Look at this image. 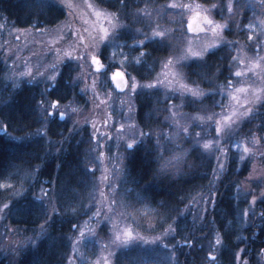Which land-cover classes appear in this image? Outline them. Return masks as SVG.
I'll list each match as a JSON object with an SVG mask.
<instances>
[{
    "label": "rangeland",
    "instance_id": "rangeland-1",
    "mask_svg": "<svg viewBox=\"0 0 264 264\" xmlns=\"http://www.w3.org/2000/svg\"><path fill=\"white\" fill-rule=\"evenodd\" d=\"M71 2L78 7L68 9L60 3V0H56V3L64 7L67 11L66 17L59 22L56 26L47 27L42 29L37 28H20L8 23L3 17L0 16V52L4 53V59L7 64V71L4 78L13 83H18L26 80H31L29 76H20V73L31 69L33 75L36 71L50 72L52 65H56V71H60L61 65L64 61H71L74 68V82L78 83L81 91L84 94V104L79 105L77 103H69L67 105L59 106L60 110L67 113V119L70 121L74 132L80 130H87L89 132L88 142H86V166L90 169L92 187L89 194L91 202L87 204V208L90 211L86 212V216L78 222L80 229L84 230L85 238L81 245L77 246V251L73 252V239L78 235L77 230L71 235V251L68 256L67 264L70 261L73 264H96L97 260L100 264H104V257L107 255V251L104 245H109V250L115 252V255L111 257L112 264H116V256L119 251L125 249L123 247L117 249L111 245L113 237L112 220L119 223L120 227L125 225L131 226L136 232H139L141 236L148 238L149 243L142 241H136L133 245H129L127 248H137L144 250L147 248L149 253L155 255L160 254V258L153 257L155 261L161 264H177L179 253L175 249L173 255L172 236L175 233L169 234L162 241H156L151 243V240L155 237L161 236L164 228H158L157 223L154 221L155 215L148 209L142 208V206L133 208L131 200L125 196L120 189L121 181L123 177L125 156H126V144L132 139H136L138 142L145 139V135L141 137L140 132L145 133V130L140 126L137 120V104L136 94L130 92L127 88L123 92H119L112 83L111 76L115 69L121 68L125 70L129 75V83H131V77H135L136 82L141 87L136 89L139 91H154L160 93L163 100L167 101L161 108L165 109V128L159 130L158 139L160 140L161 148L160 154L166 158L172 157L174 154L183 153L184 143L191 139V141L199 144L203 148V142L212 140L213 145L209 149H204L210 154L221 156L219 150L220 145H223L227 149H234L240 155H245L244 160H250L252 162V170L249 174L250 179L261 180L264 175V164L262 162L264 153V137L258 133H254L256 137L260 138L258 144H253L251 138L246 137L243 134L242 126L249 117H243L237 121L231 128L225 129V133H217L215 130V122L220 119L222 112L227 114L231 109L240 108V104H243L245 96L251 98L252 92L237 94L240 99V104L232 100L228 94L226 85L229 81L233 84V90L236 87L252 85V88H264V25L261 21L264 20V10L259 6L253 8L254 4L258 5V0H234V4L239 6V15H231L226 8L228 0H165L159 2V0H136V10L130 12L127 18L124 15V10H112L106 6L99 4L96 0H71ZM87 3H91L97 10H103L108 14H115L119 17L121 24L127 26V30H121L119 40L126 42L124 52L129 54V62L135 64L132 57L136 56L133 50L141 51L142 46L134 45L133 39H143L141 34H148L151 36L152 30L159 26L160 30L169 32L171 39L167 41L170 46V54L165 57L162 62L170 57H179L183 54L187 47L186 41L191 40L193 50H199L201 47L210 44L214 41L215 37L211 32L188 31V22L195 17V7L192 11L187 8H173V4H191L193 6L200 5L201 9H209V15L213 20L218 23H226L228 27L223 31V37L226 41L231 42L229 44H218L214 48H209L208 53L222 46H227L232 51V76L228 78V81L218 87L217 92L215 90H205L199 85L193 84L188 80L186 67L187 64L193 60L201 58L192 57L189 60H182L177 66L183 74V82L189 87L204 90L205 95L211 92L217 93V99H215V108L204 107L199 111L188 112L183 107V102L186 99H201L202 97H192L190 93L181 94L175 89L178 85L168 87L166 84L157 85L156 88L142 90L143 85L154 83L157 74L161 72V65L157 73L149 80L139 79L133 72L135 66H129L128 62H122L123 58L117 55L114 59H109L112 56L114 49L112 47H105L108 43L100 45L103 52L101 61L105 65L104 69L100 70V73L93 75L96 72L95 66L89 67L90 61L84 65L83 71L86 75H81L82 69L79 64L72 59V57H63L60 61L57 60V49L60 50L62 55L65 51H72L76 46L78 40L77 33L88 37L91 41L92 37H95L96 30L94 25L97 23V17L94 15L92 9L86 7ZM235 10V9H234ZM149 13L150 15H146ZM131 17V18H130ZM88 21V23H85ZM99 24L108 26V21L100 19ZM253 24L254 27L249 29L248 25ZM202 26L201 19L198 17V27ZM85 29H88L86 32ZM137 30H140L138 33ZM252 39H249V36ZM151 42L148 40L145 45ZM83 51V48H80ZM139 55V53H138ZM204 58V57H203ZM244 63L241 64L240 61ZM259 62L260 67H253V62ZM251 69V71H249ZM239 70L245 74L240 77L235 76V72ZM12 77H15L13 79ZM171 79V77H169ZM38 82L44 84L45 88L49 86L41 77L35 79ZM93 80L96 82L95 88L92 87ZM113 86V88L111 86ZM262 103H258L254 106L256 112ZM245 107H248L245 105ZM78 109L73 112L72 109ZM131 108V111H130ZM175 112V118L172 117V113ZM208 116H213L212 120H208ZM199 117H205L201 120ZM93 125L95 127H93ZM121 125L124 127L122 128ZM183 127L188 128V132H184ZM179 131V136L175 134ZM95 132V136L93 133ZM199 133V136H197ZM224 137L223 139L221 137ZM199 141V143H198ZM219 141V144L215 143ZM247 143V146L253 149V152L244 154L243 147ZM239 144L240 147L235 145ZM103 152L104 158L101 162L99 153ZM176 162V168L180 170L182 166V157ZM121 157L123 162L121 163ZM243 160V161H244ZM225 161V165H226ZM105 168L108 169L106 175L108 181L101 183L102 174H105ZM218 168V166H217ZM174 170L175 169H169ZM223 172V171H222ZM112 186H115L117 204L111 205ZM101 191L105 194L103 197L100 195ZM215 192L212 189L207 194L199 195L196 197L188 210L191 212L193 218L198 219L199 222L204 219H208L207 223L211 221L209 211L212 204L205 205L202 202V197H207L210 193ZM128 194V193H127ZM123 201V203H121ZM109 205L112 206L114 212H109ZM100 208L101 217L99 219L89 220V216ZM207 208V211H205ZM116 213H119L118 215ZM104 215H108L112 220L103 219ZM206 222V221H205ZM9 225L6 220H0V235L7 236L9 244L12 246L21 245L20 242L25 240L22 237L20 231L16 233H8L5 225ZM211 223L208 225L210 226ZM12 228H17L9 225ZM168 225L166 226V228ZM212 227V226H211ZM165 228V229H166ZM92 229L95 233L93 235L88 230ZM217 230L212 229L210 239L208 241V253L204 264H212L209 252L213 255L219 253V249L213 252L210 247L214 241ZM7 233V234H6ZM204 236H206L204 234ZM178 244V243H177ZM180 245L182 243H179ZM165 245H168L166 247ZM177 246V245H176ZM147 252V251H146ZM241 252V251H240ZM147 254V253H146ZM243 254V253H242ZM238 260V264H243L241 255ZM216 263V262H215Z\"/></svg>",
    "mask_w": 264,
    "mask_h": 264
},
{
    "label": "trees",
    "instance_id": "trees-1",
    "mask_svg": "<svg viewBox=\"0 0 264 264\" xmlns=\"http://www.w3.org/2000/svg\"><path fill=\"white\" fill-rule=\"evenodd\" d=\"M98 1L112 10L123 9L126 18L127 15L129 17V10L134 12L137 8L136 0H124L123 5L120 0ZM164 1L159 0L161 3ZM33 3L34 0H1L0 10L21 24L33 19L45 24H56L66 16L65 9L59 4L41 12L32 6ZM142 50L150 52L151 55L146 57V62L136 64L133 72L139 79L149 80L159 70L162 60L170 54V46L167 43L156 44L151 41L142 47ZM133 51L136 56L141 52ZM232 57L230 48L222 46L209 52L203 59L189 62L186 67L188 80L205 90L217 92L218 87L232 76ZM13 87L14 85L3 77L0 66V123L9 124L7 131L14 136H25L38 126V116L36 117V113L31 111L36 107L33 98L35 95L30 93V85L24 83L18 86L22 90L15 99L6 102L13 104V107L1 106L4 95L2 89ZM138 93L136 116L140 126L145 130L146 137L138 142L134 149H127L125 171L121 181L123 192L131 195L133 208L140 206L145 208L144 202L138 200V194L147 188L150 203L145 209L155 215L154 221L158 228L165 229L174 219L183 217L177 232L172 236L173 243L177 245L176 251L179 253L177 264H204L213 228L222 234L228 233L223 237V245L216 255L215 264H238L240 253H243L241 259L246 260L248 264H264V254H261V250L264 249V217L260 216L264 211V203L259 199L261 190H264V175L261 180L250 179L252 162L241 161L236 150L228 149L225 168L219 180H214L213 170L217 169V158L191 139L184 143L185 151L180 170L178 172L168 170L164 175L159 174L160 165L154 161V158L158 151L160 153L157 147L159 130L166 126L165 109L161 106L167 101L163 100L160 93L154 91ZM215 99L217 93L213 95L211 92L201 99H186L183 107L188 112L199 111L204 107L214 109ZM242 131L246 137L254 133L264 137V103L258 108L254 117L246 120ZM51 132L53 135L57 134L54 129ZM9 141L10 137L0 133V185H9V187L0 186V208L5 203L11 207L20 200L21 197L16 193L22 189L25 190L24 196L35 199L32 194L38 193L40 185L35 184L32 173L37 166H43L40 180L57 181V189L62 192L57 205L61 216L49 229L50 236L55 239H45L38 247L12 246L7 236L1 234L0 264H9L13 257L20 264H67L71 251V235L75 232L72 225H77L86 216V206L91 202L89 194L92 179L87 175L91 172L85 164L84 146L75 150L69 148L61 155L49 157L47 154L52 151H48L45 139H36L35 142L33 140L14 142L17 145L22 144V147H14ZM262 162L264 164V155ZM133 180L137 182L133 183ZM46 185L49 184L45 183L44 186ZM212 189H215L216 193V207L212 206L209 211L211 221L207 223L208 219H204L199 222L198 219L193 218L188 208L196 197L207 194ZM82 195L85 204L77 206ZM253 195L258 197L257 203L249 210L248 217L242 219V211L249 208ZM21 202L23 203L22 200ZM72 208H76L77 212L74 213ZM35 215H40L38 210ZM31 219H35V216L25 217L17 213L8 215L6 221L9 225L20 229L22 237L26 239L35 235L31 229L38 227L42 222L41 220H36L35 223L28 222ZM226 221H232V226L226 227ZM210 223L211 225L208 226ZM25 227L28 231H23ZM185 237L194 238L192 247L178 243ZM18 247H22L23 250L17 256L15 249ZM144 249L145 251L133 248V252H128L129 256L122 257H127V262L121 263L119 260L117 264H140L141 259L146 264H161L153 259V257L160 258V254L152 255L147 248Z\"/></svg>",
    "mask_w": 264,
    "mask_h": 264
},
{
    "label": "snow or ice",
    "instance_id": "snow-or-ice-1",
    "mask_svg": "<svg viewBox=\"0 0 264 264\" xmlns=\"http://www.w3.org/2000/svg\"><path fill=\"white\" fill-rule=\"evenodd\" d=\"M121 4H124V0H120ZM60 3L67 7L68 9H72L75 7H78V5H75L71 2V0H60ZM35 9H38L39 11L43 12L46 9H51L54 7H57L56 0H34V3L32 5ZM126 6V5H125ZM259 6L262 10H264V0H258V5L254 4L253 8ZM86 7L92 9L94 15L97 17V23L94 25L96 30L95 37H92L91 41H89L88 37H85L82 34L77 33L78 40L76 42L75 48H73L72 51H65L62 55L60 54V50L57 49V60L60 61L63 57H72L73 60H75L79 66L82 69L81 75H86V73L83 71L84 65L90 61L89 67L92 65L95 66L96 72L93 73V75H97L100 73V69H104L105 65L102 63L100 57L103 55V52L100 48L101 44H104L105 41L108 43L105 45V47H112L114 49L112 56L109 57V59H114L117 55V50L119 52V55L123 58L122 62H128L129 66H135V64H141L142 62H146V57L150 56V52L141 51L139 55L132 57V60L135 62V64H132L129 62V54L124 52V47L126 46V42L119 40V35L121 30H127V26L123 25L119 21V17L115 14H108L105 13L103 10H97L93 4L87 3ZM173 8H187L189 11H192L193 8L197 9L195 11V17H199L202 22V26H200L198 29L193 28V25L191 21L188 22V31H201V32H211L213 33V36L215 37L214 41L210 44H207L203 47H201L199 50H193L192 42L191 40L186 41L187 47L184 50L183 54L179 57H170L167 58L164 62H162L161 65V72L157 74V77L154 81V83L143 85L142 90L144 88L147 89H153L156 88L157 85L160 84H166L168 87H173L175 85H178V88H176V91H179L181 94L187 92L190 93L192 97H204L205 92L204 90L200 89L199 87L192 88L189 87L186 83L183 82V74L177 67L182 60H189L192 57H198L203 59L208 54L209 48H214L218 44H229L231 42L226 41V39L223 37V31L228 27L226 23L221 24L216 22L211 18L209 15L210 10L209 9H201L200 5H191V4H173L171 5ZM227 11L235 16L239 15V6L234 4V0H228V3L226 5ZM235 9V10H234ZM146 15H150L149 13H145ZM100 19H104L108 21V26L105 27L103 24H99L98 21ZM85 23H88V21H85ZM261 24L264 25V20L261 21ZM253 24H249L248 28H253ZM87 32L88 29H85ZM139 33L140 30H137ZM170 32V30H169ZM169 32H166L164 30H160L159 26L157 25L156 28L152 30L151 36L148 34L141 33L144 38L143 39H133L134 45H140L142 47L145 46V42L148 40H151L153 43L156 44H166L169 39H171V36L169 35ZM249 39H252V36H249ZM83 48V51H80V48ZM235 60L236 58L233 57ZM264 60V58H261ZM241 64L244 62L241 60ZM260 63L254 61L253 67H260ZM56 65H52V70L50 72H40L39 70L36 71L35 75H33L31 69L26 70L23 73H20V76H29L33 80H35L37 77H41L43 81L46 84H49L50 87L55 88V83L57 80V76L61 75L60 72L56 71ZM251 71V69H249ZM245 73L237 70L235 72L236 77L243 76ZM115 75H119L123 77V73L118 72ZM115 75L113 76V79H115ZM171 77V79H169ZM15 79V77H12ZM96 82L93 80L92 87L95 88ZM124 86L130 89V92L133 94H139L137 93L136 89L138 87H141L138 85V83L135 80V77H131V83H129L127 80L124 81ZM117 87L119 88L120 85L117 84ZM226 88L228 89V94L231 96L232 100L236 101L237 104H240V99L237 94L239 93H248L249 91L252 92L251 98L248 96H245L243 99V104H240V108L231 109L227 114H224L223 112L220 115V119L215 122L216 132L219 133H225V129L231 128L232 125H234L237 121H239L243 117H254L256 115V112L254 111V106L258 103H264V88H252V85L248 86H241L236 87L233 90V84L231 81L228 82L226 85ZM49 89L45 88L43 90L44 98L40 99L36 102V107L31 109L32 112L38 113V119L42 120L44 123L40 129H37L36 133H26L25 136H14L12 133L8 132L7 129L10 126L9 124H2L0 123V133H3L5 136L10 137L9 143L14 147H22L23 145H17L14 142L15 141H32L37 138L44 139L47 137V133L49 131V123H55L56 121L51 119L58 115L60 120H63L67 113L65 111L60 110V100L57 99L55 101H49L47 99V93ZM213 95H215V92H212ZM247 105L248 107H245ZM4 107H13V104L5 103ZM73 112L78 111V109L73 108ZM131 111V108H130ZM176 113H172V117L175 118ZM199 119L203 120L205 117H199ZM208 120H212L213 116H208ZM93 127H95L93 125ZM123 128L124 126L121 125ZM184 132H188L187 127H183L182 129ZM179 131L175 134L177 137L179 136ZM95 136V132L93 133ZM139 135L143 137L145 133L140 132ZM197 136H199V133H197ZM224 138L223 136L221 137ZM253 144H258L260 142V138L253 135L251 138ZM199 143V141H198ZM214 141L208 140L203 142V148L209 149L213 145ZM215 143L219 144V141H215ZM138 145V141L136 139H132L130 142L126 144V149H134L135 146ZM236 147H240L239 144L235 145ZM157 147L158 149L161 148L160 140L157 139ZM219 150L221 151V155L223 156V160L221 159V156H217L218 161V168L214 169V180H219L220 175L222 171L225 168V161L228 159L227 155V149L223 147V145H220ZM59 152V149H57ZM253 152V149L249 148L247 146V143L244 144L243 147V153L248 154ZM264 155V153H261ZM104 153H99V158L101 159V162L104 158ZM183 155V153L180 154H174L170 158H166L163 155H161L158 151L157 156L154 158V161L160 165L159 167V174L164 175L169 169H175L177 172L179 171L178 168H176V164L174 162L178 161L180 159V156ZM245 158V155H240V160L243 161ZM121 163L123 162V157L120 158ZM57 167H61V165H57ZM43 170V166H37L36 169L33 171L32 176L34 178L35 184H39V191L38 193H33L32 195L35 197V199H29L28 197L23 195V192L25 190H21L16 193L17 196H20L21 199L17 200L15 204H13L11 207L8 203H5L2 208H0V220H6L8 215L10 214H21L25 217H33L35 216V219H31L28 222L35 223L36 220H41L38 224V227H34L31 230L35 233L32 237H27L25 240L21 241L20 244L22 246H39L43 243L45 239H55L54 237L50 236L49 229L53 224L57 222V220L60 218L61 214L58 211V202L62 197V192L58 191L57 189V181L55 180H49V181H41L40 180V173ZM120 171H124L123 169H120ZM108 172V169L105 168V174H102L101 177V183L108 181V176L106 173ZM87 175L91 176V173H87ZM133 183H136V180L132 181ZM47 183L50 185V187H45L44 184ZM210 183H212L210 181ZM3 187H9V185H0ZM148 189L144 188L140 194H138V200L144 202V207L147 208L148 204L150 203L149 196L147 195ZM247 194V193H246ZM100 195L103 197L105 194L101 191ZM116 190L115 186H112V196L113 199L111 200V205L117 204L116 197ZM216 193L212 192L207 197H202V202L207 204H212L213 207H216ZM259 199L261 203H264V190H261ZM23 201V203L21 202ZM258 197L256 195L252 196L251 203L249 205L248 209H244L241 214V218H247L249 215V210L252 209L256 203H257ZM123 203V201H121ZM109 205V212H114V209L112 206ZM7 210V212H5ZM39 211L40 215H35V213ZM74 213L77 212L76 208L71 209ZM90 208H86L85 212L90 211ZM205 211H207V208H205ZM117 215L119 213H116ZM261 217H264V211L260 213ZM101 217V210L100 208H97L95 212L92 213V216H89V220L93 219H99ZM103 219L105 220H112L111 217L108 215H104ZM183 219V217H180L178 219H174L172 224H169L166 229L163 230L161 236L155 237L151 240V243H155L156 241H162L165 237H167L171 233H176L177 228L180 226V220ZM226 219V217H225ZM232 226V221H226V227ZM73 229L77 230L78 235L73 239V252L77 251V246L81 245L85 238V232L84 230L80 229L78 225H72ZM5 228L7 229L8 233H16L18 231H21L18 228H12L9 225H5ZM112 229H113V237L111 240V245L115 248L119 249L121 247L127 248L129 245H133L136 241H142L144 243H149L148 238L141 236L139 232H136L135 229H133L131 226L125 225L124 227H120L119 223L115 220H112ZM23 231H28V229L25 227ZM90 233L95 235L94 231L92 229L88 230ZM7 234V233H6ZM228 233H220L219 231L216 232L214 241L211 243L210 247L212 248L213 252L217 251V249L223 245V237L224 235H227ZM206 238V237H203ZM237 239H240V237H237ZM194 242V238L185 237L183 241L178 242L182 243L184 245H187L189 247H192ZM168 247V245H165ZM173 249V255L175 254L176 245L171 246ZM104 248L107 251V255L103 258L104 264H112L111 257L115 255V252L109 250V245H104ZM22 247H18L15 249L16 255L18 256L20 252L22 251ZM241 251H244V249H241ZM261 254H264V249L261 250ZM209 256L211 257L212 264H215L217 260V256L213 255L212 252H209ZM9 264H20L16 260L15 257L10 260ZM70 264H73L72 261H70ZM96 264H100V261L97 260ZM140 264H146V262L141 259ZM243 264H248V262L245 260L243 261Z\"/></svg>",
    "mask_w": 264,
    "mask_h": 264
},
{
    "label": "flooded vegetation",
    "instance_id": "flooded-vegetation-1",
    "mask_svg": "<svg viewBox=\"0 0 264 264\" xmlns=\"http://www.w3.org/2000/svg\"><path fill=\"white\" fill-rule=\"evenodd\" d=\"M96 1L99 4H101L98 0H96ZM0 2H1V0H0ZM65 12L67 15L66 9H65ZM0 16L3 17L11 25H14V26L20 27V28L42 29V28L56 26L59 23L58 22L56 24H45L43 22H36L33 19L32 21H30L28 23L21 24V23H18L17 20L11 18L8 14H5L1 10H0ZM1 37H2V35L0 33V38ZM100 59H101V57H100ZM0 66H1V71L3 72V77H4V75L6 74V71H7L6 70L7 64H6V61L4 59V53H2V52H0ZM59 72L61 73V75L57 76L55 88H52L50 86L46 87L49 89V91L47 93V99L49 101H55V100L59 99L60 100V106L67 105L69 103H74V102L79 104V105H83L84 104V94L81 91L78 83L74 82L75 71H74V68L72 66V62L71 61H64V63L60 67ZM127 75H128V73H127ZM128 77H129V75H128ZM10 82H11V80H10ZM24 83H28L30 85V87H31L30 93L31 94L34 93V95H35V96H33L35 103L37 101H39L40 99L44 98L43 90L45 89V86L41 82H38V81L33 80V79L26 80V81L24 80V81L18 82V83L11 82V84L14 85L13 88L2 89V92L4 93V95H2L1 106H4V104L8 101H13L15 99V97L17 96V94L20 93V91L22 90V88H19L18 86H20L21 84H24ZM35 106H36V104H35ZM35 115L37 117L38 113H36ZM51 119L55 120L56 122L55 123H49V125H48L49 131L47 133V137L44 138L46 140L47 145H48V147H47L48 151H52V153H48L47 155L49 157H52V156L55 157V156L61 155L62 152L68 150L69 148L72 150H75L76 148L80 149L82 146H84L83 148L85 149L84 153L86 156V149H87V145H88L86 142H88V138H89V136H88L89 134H87V133H89V132L87 130H83V129L80 131L78 130V131L74 132L72 129L70 121L67 119V115L65 116V118L63 120H60L58 115L51 118ZM43 123L44 122L42 120H38L37 121L38 126H36L31 133H36L37 129H40L42 127ZM52 129H54L55 132H57L56 135L52 134V132H51ZM37 140H39V138H37ZM33 141L35 142L36 139ZM57 149H59V152L57 151ZM126 151H127V149H126ZM125 161H126V156H125ZM124 165H125V163H124ZM123 170L125 171V167L123 168ZM124 171H123V175H124ZM46 187H50V185H46ZM120 189L123 191V188L121 186H120ZM123 193L125 194V196H127L130 199L131 195L129 193L128 194L125 192H123ZM82 197H83V195L80 197V201H79V204H77V206H83L85 204ZM81 220H80V222H81ZM128 252H133V249L132 248H125V249L119 251L117 256H116V264L119 262V260L121 261V263H126L128 258L127 257L122 258V257H123V255H128ZM129 260H130V258H129Z\"/></svg>",
    "mask_w": 264,
    "mask_h": 264
},
{
    "label": "water",
    "instance_id": "water-1",
    "mask_svg": "<svg viewBox=\"0 0 264 264\" xmlns=\"http://www.w3.org/2000/svg\"><path fill=\"white\" fill-rule=\"evenodd\" d=\"M191 23L193 25V28H197L198 27V17H193L191 20ZM188 27V24H187ZM193 32V31H190ZM101 70V69H100ZM121 72L123 73V77L119 76V75H115L116 73ZM115 75V79H113V76ZM111 80L112 83L114 84L115 88L119 91V92H123L127 89V87L124 86V81L127 80L129 82V77L127 75V73L121 69V68H117L115 69L113 75L111 76ZM117 84L120 85V87H117Z\"/></svg>",
    "mask_w": 264,
    "mask_h": 264
}]
</instances>
